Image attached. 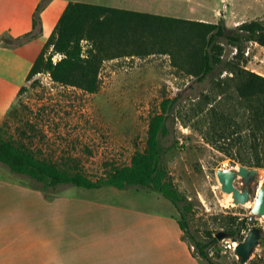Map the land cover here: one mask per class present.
Wrapping results in <instances>:
<instances>
[{"label":"rangeland","instance_id":"1","mask_svg":"<svg viewBox=\"0 0 264 264\" xmlns=\"http://www.w3.org/2000/svg\"><path fill=\"white\" fill-rule=\"evenodd\" d=\"M49 5V0H41L36 7L35 33L43 26V15ZM187 5L188 10L193 9L194 16L182 19L222 22L230 34L242 23L264 22V0H191ZM144 35L147 38L150 33ZM152 42L151 37L147 38L146 47L151 48L155 42L160 44ZM150 51L154 53L106 60L100 72L101 87L95 94L61 86L37 75L26 81L10 115V123L15 128L14 140L28 146L39 157L75 167L96 181L106 174V165L108 169L113 165H128L134 153L145 148L151 116L161 111L160 105L166 98L179 95L168 122L170 133L162 139L164 164L177 189L192 205V213L188 216L189 232L205 241L209 233L223 231L232 217L243 219L252 215L257 193L264 185V174L249 185L251 201L235 204L232 194L222 191L217 171L239 169L241 165L208 144L202 135L201 116H197L200 108L226 113L235 104L234 97L230 95L232 88L229 90L227 86L231 74L221 68L200 82L177 66L170 56L157 53V48ZM235 53L234 48L225 42L224 59H232ZM244 65L264 76V48L249 43ZM20 82L13 81L11 90ZM220 85L226 89H223L224 93ZM4 137L13 138L8 137L7 132ZM1 167L8 171L2 181L4 185H10L13 200L22 197L21 200L28 204L32 201L28 190H39L48 202L49 206L26 210L24 217H51L56 208L52 203L57 199H60L58 205L67 201L99 199L132 202L148 212L172 211V203L161 195L137 187L127 188L125 195L105 197L99 190L72 185L46 190L42 183L16 174L7 166ZM235 186L239 189L245 187L241 177L236 179ZM173 212L179 218L175 206ZM255 224L262 229L261 243L248 262L242 263L235 256L223 254L221 243L211 250L213 260L220 264H264V219H257ZM243 235L247 236L246 233ZM173 255V251L166 255L170 264L175 263Z\"/></svg>","mask_w":264,"mask_h":264},{"label":"trees","instance_id":"2","mask_svg":"<svg viewBox=\"0 0 264 264\" xmlns=\"http://www.w3.org/2000/svg\"><path fill=\"white\" fill-rule=\"evenodd\" d=\"M36 24L35 21L34 28ZM147 32L150 33L147 38L151 37L153 42L160 44L152 42L151 48H147L144 35ZM27 36L26 39L30 38ZM225 42L236 51L228 61L224 59ZM249 43L264 48L262 20L242 23L230 34L222 22L154 16L70 2L35 60L27 81L45 72L58 85L95 94L101 87L100 72L106 60L150 55L154 53L150 51L153 48H157L159 54L170 56L177 66L200 82L222 68L231 74L227 86L229 90L232 88L230 95L234 97L235 104L226 113L199 109L197 116H201L203 138L241 166L264 169V76L244 65ZM57 54L62 58L55 63L53 58ZM219 88L222 93L226 91L221 85ZM179 98V95L166 98L160 105L161 111L151 116L145 148L136 151L128 165H113L110 169L106 165V174L96 181L75 167L39 157L28 146L6 139L1 133L0 163L16 174L42 183L46 190L72 185L85 189L113 187L126 190L137 187L157 193L178 209V223L184 238H189L194 247V255L209 264H220L211 255V250L220 244L216 235L224 232L228 238H240L238 241L242 242L246 237L243 234H248L251 229L249 217H232L223 231L209 233L205 241L189 232L188 216L192 213V205L171 179L164 164L162 146V139L170 133V114Z\"/></svg>","mask_w":264,"mask_h":264},{"label":"crops","instance_id":"3","mask_svg":"<svg viewBox=\"0 0 264 264\" xmlns=\"http://www.w3.org/2000/svg\"><path fill=\"white\" fill-rule=\"evenodd\" d=\"M40 1L0 0V133L3 137L7 132L8 137L16 138L10 123L11 112L68 3H89L163 17L194 16L193 9H187L191 0H49L43 26L35 33L34 14ZM32 33L30 38H25ZM16 80L21 84L11 90V83ZM1 166L5 165L0 163V264H170L166 255L171 251L174 264H209L194 255V247L184 238L173 204L171 212L155 213L132 202L90 201L82 197L86 200L58 205L60 199H57L52 203L56 208L51 217H24L26 210L42 208L48 202L39 190H28L32 195L28 204L22 197L13 200L10 185L2 181L8 171ZM94 190L101 191L103 197L126 194L113 187Z\"/></svg>","mask_w":264,"mask_h":264},{"label":"water","instance_id":"4","mask_svg":"<svg viewBox=\"0 0 264 264\" xmlns=\"http://www.w3.org/2000/svg\"><path fill=\"white\" fill-rule=\"evenodd\" d=\"M263 174V169L249 168L246 166H240L239 169L217 171L218 179L222 185V191L232 194L234 203L237 205L246 204L251 201L249 185ZM240 177L242 178V183L245 185L243 189L235 186L236 179ZM251 213L252 215L249 217L251 229L236 250L237 258L242 263L248 262L255 249L260 245L262 229L256 226L255 221L264 216V185L260 187L257 193V198L255 199ZM216 237L220 242L228 238L224 232H219Z\"/></svg>","mask_w":264,"mask_h":264},{"label":"built area","instance_id":"5","mask_svg":"<svg viewBox=\"0 0 264 264\" xmlns=\"http://www.w3.org/2000/svg\"><path fill=\"white\" fill-rule=\"evenodd\" d=\"M56 56H59L58 60H60L62 58V55H60V54L55 55L53 58L55 63L58 61L56 59ZM37 76L43 77L44 79H49L50 81H53L51 78V75L49 73L43 72V73H39ZM263 219H264V216L261 218H258L259 221H262ZM263 230H264V227H263ZM220 243H221V250H222L223 254L232 255V256L237 257L236 250L239 247V245L241 244L240 241L233 240L231 238H227V239L222 240Z\"/></svg>","mask_w":264,"mask_h":264}]
</instances>
